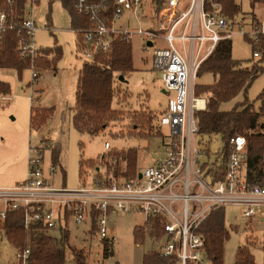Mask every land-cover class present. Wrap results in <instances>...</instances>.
Returning <instances> with one entry per match:
<instances>
[{
	"label": "built area",
	"instance_id": "built-area-1",
	"mask_svg": "<svg viewBox=\"0 0 264 264\" xmlns=\"http://www.w3.org/2000/svg\"><path fill=\"white\" fill-rule=\"evenodd\" d=\"M73 7L89 21L88 27L75 29L78 53L85 62L109 53L116 40L131 42L136 34L152 49V69L159 74L163 91L174 95L156 121L163 154L155 153L152 164L129 175H117L115 169L106 174L97 168L91 181L69 188L55 184L53 176L60 165L45 167L44 148L31 147L25 180L0 186V225L8 211H22L26 227L41 223L49 236L56 229L66 235L70 222H89L106 239L111 213L136 211L145 215L141 228L154 238L157 253L176 264H214L205 235L199 231L202 223L216 209L230 206L240 209L241 218L251 220L261 209L264 216V184L246 179L245 135L231 139L228 156L224 148L217 152L203 148L210 145L207 138L221 136L200 131L198 113L207 109L208 98L196 92V79L202 63L234 33L249 35L258 43L264 34V16L248 30L244 18L224 13L222 0H74ZM124 17L126 21L118 24ZM131 18L138 27L130 26ZM142 23L149 27L142 28ZM20 25L27 39L20 42L18 51L34 61L40 53L38 27L27 9ZM15 27L8 23L7 13L0 11V40ZM253 55L259 57L260 52ZM39 74L33 64V79ZM163 127L168 128L167 134H162ZM105 148H110L109 143ZM53 240L68 249L66 241ZM15 261L32 264L30 247L16 248Z\"/></svg>",
	"mask_w": 264,
	"mask_h": 264
},
{
	"label": "rangeland",
	"instance_id": "rangeland-1",
	"mask_svg": "<svg viewBox=\"0 0 264 264\" xmlns=\"http://www.w3.org/2000/svg\"><path fill=\"white\" fill-rule=\"evenodd\" d=\"M240 3V14L232 17L244 18L248 30L256 25L254 21L261 23L263 9H256L255 14L249 0H241ZM27 11L36 20L38 48L60 46L63 57L56 66L50 67L38 66L37 61H32L30 68L25 69L21 76L14 69H0V80L11 85V92L6 95L8 97L0 96V184L18 179L11 184L15 185L25 180L22 175L33 153L31 147L36 146L44 148L45 167L53 163L52 149H60L59 161L65 173L59 166L53 178L56 185L69 188L91 181L98 172L97 168L106 174L114 173L117 168L125 171L126 164L118 160L121 153L128 149L137 150L135 169L152 164L155 153L163 154V137L156 130V121L174 95L163 91L160 76L152 69V49L144 46L145 39L137 34L132 37L135 70L124 75L126 81L120 80V77L115 79L117 95L113 100V108L120 114L97 135L80 133L73 125L72 115L77 107L85 60L78 53L79 35L72 28L69 11L61 0H39L33 7L28 5ZM125 21L126 17L120 19L118 24ZM130 26L139 25L131 18ZM141 27L147 29L149 25L142 23ZM231 41L232 56L242 61L244 67L250 68L262 58L263 54L259 50V57L253 55L260 41L254 43L249 35L245 37L239 32L234 33ZM40 56L45 59L54 57L43 52ZM33 64L34 70L40 73L36 79L32 75ZM213 81L214 75L206 72L198 75L196 84L209 85ZM263 88L264 73L249 88L248 98L256 100ZM30 96L35 98L32 107ZM243 100L244 95L240 93L231 102L223 103L221 108L231 109ZM255 106H259L258 101ZM49 109H52L51 114L46 119L44 114ZM161 132L167 134L168 128L163 127ZM207 139L210 145L203 148L211 152L224 148L222 138L211 136ZM106 143H109V149L105 148ZM225 210V224L230 236L224 243V263L237 264L239 247L247 246L254 256L255 264H263V210H258L251 220L241 218L237 207L230 206ZM143 226L145 215L141 212L111 213L108 217L110 237L106 238L111 251L108 256L104 255V238L97 234L89 222L80 225L70 222L67 239L59 229L49 232L57 241L67 242L66 264H75L72 246L84 252L87 264H143L145 254L157 251L154 238L141 228ZM15 249L7 240L5 232L0 230V264H16Z\"/></svg>",
	"mask_w": 264,
	"mask_h": 264
},
{
	"label": "trees",
	"instance_id": "trees-1",
	"mask_svg": "<svg viewBox=\"0 0 264 264\" xmlns=\"http://www.w3.org/2000/svg\"><path fill=\"white\" fill-rule=\"evenodd\" d=\"M71 16L72 28L88 27L86 17L78 14L74 7V0H61ZM39 0H0V11L8 16V23L16 26L5 32L0 40V68L14 69L21 76L25 69H29L32 59L22 57L18 51L21 41L27 36L21 28V21L25 16L28 5L38 3ZM224 13L232 17L240 14L242 8L238 0H222ZM253 11L257 5L264 6V0H249ZM50 24V23H49ZM247 39V38H246ZM255 51H261L262 58L250 68L244 67L242 61L232 56V41H221L216 50L202 63L199 75L209 72L214 75L213 83L198 85L196 92L208 98L205 111L198 113L199 127L203 134H216L224 141V151L229 155L230 141L238 134L246 136L248 141V158L244 165L246 179L251 184H264V88L257 99L251 101L248 98V90L261 74L264 73V36L255 47ZM53 54V59L41 57V53ZM63 57L60 46L40 49L34 61L38 66H56ZM135 70L131 42L116 40L111 51L107 54H97L93 62H84L80 84L78 89L77 107L72 115L74 127L80 133L97 135L107 128L110 121L120 114L113 108V100L117 95L115 79L121 75L129 74ZM11 85L0 80V96L8 95ZM240 93L244 100L238 102L233 108L224 110L223 103L231 102ZM259 106H255V102ZM51 110L44 114L46 119ZM60 149H52L53 163L61 166L59 161ZM137 150L128 149L121 153L119 162L126 164L125 171L115 169L119 173L129 175L135 172ZM81 163V169H82ZM225 208H218L202 223L199 231L205 235L207 249L214 264H225L223 259L224 243L229 238V231L225 224ZM5 232L6 238L15 248L24 250L30 247V260L32 264H66L67 253L64 245L55 243L53 238L45 233L41 223H32L25 226V217L22 211L10 210L4 222L0 225ZM141 230V229H140ZM136 232L140 231L136 228ZM65 239L68 238L66 234ZM75 264H87L84 252L72 246ZM109 243L104 239V255L108 256ZM264 257V239H263ZM237 264H255V259L249 247L240 246L237 252ZM143 264H176L169 257L157 252H149L144 256ZM264 264V260H263Z\"/></svg>",
	"mask_w": 264,
	"mask_h": 264
},
{
	"label": "crops",
	"instance_id": "crops-1",
	"mask_svg": "<svg viewBox=\"0 0 264 264\" xmlns=\"http://www.w3.org/2000/svg\"><path fill=\"white\" fill-rule=\"evenodd\" d=\"M239 2H241V0H238ZM32 7H33V5H32ZM256 9H263V12H264V6L263 5H257L256 6V8L254 9V13L256 14ZM30 15L33 17V15H32V13L30 12ZM34 18V17H33ZM36 21V20H35ZM0 69H7V68H0ZM123 81H126V78H125V80H123ZM31 87H33V84H31ZM33 91H34V89H33ZM1 97L2 98H7L8 96H6V95H1ZM31 98H34L33 96H30ZM31 101H32V99H31ZM33 102H35V98H34V101H32V103H31V107L33 106L32 104H33ZM26 175H27V167H26V169H25V173L22 175V179H25V177H26ZM18 181V179H14V180H10L9 182H5V183H2V184H0V186H9V185H11V184H13V183H15V182H17ZM263 214V213H262ZM264 217V216H263ZM263 217H262V220H263ZM108 231H109V228H108ZM108 238L110 237V235H109V232H108V236H107Z\"/></svg>",
	"mask_w": 264,
	"mask_h": 264
},
{
	"label": "water",
	"instance_id": "water-1",
	"mask_svg": "<svg viewBox=\"0 0 264 264\" xmlns=\"http://www.w3.org/2000/svg\"><path fill=\"white\" fill-rule=\"evenodd\" d=\"M149 45H151L150 41H149ZM120 80H125V77L123 75L120 76Z\"/></svg>",
	"mask_w": 264,
	"mask_h": 264
}]
</instances>
